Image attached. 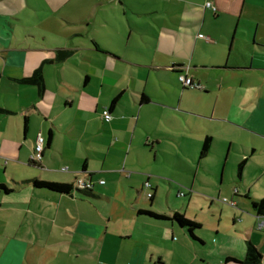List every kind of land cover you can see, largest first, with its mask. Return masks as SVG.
<instances>
[{"label": "crops", "instance_id": "crops-1", "mask_svg": "<svg viewBox=\"0 0 264 264\" xmlns=\"http://www.w3.org/2000/svg\"><path fill=\"white\" fill-rule=\"evenodd\" d=\"M74 1L0 0V184L9 189L0 188V217H47L53 208V218L65 216L80 238L75 243L91 244L87 255L96 264H251L249 242L264 264V226L258 228L264 215L252 208L258 199L252 188L264 181V0ZM39 67L42 95L23 82ZM179 74L200 87H184ZM39 134L41 157L31 165ZM218 134L226 137L227 157L235 136L248 146L236 163L238 182L255 161L251 187L242 195L232 190L250 213L237 219L232 211L221 229L203 227L205 219L196 216L193 238L172 218L139 212H179L170 204L155 210L156 198L175 196L193 158L192 141L203 164ZM206 136L211 143L201 156ZM33 178L81 179L92 187L59 193L34 187ZM120 193L144 207L121 214L118 235L107 234L100 208ZM190 204H183L185 217ZM0 236V264H23L24 240ZM99 240L103 251H95Z\"/></svg>", "mask_w": 264, "mask_h": 264}, {"label": "rangeland", "instance_id": "rangeland-1", "mask_svg": "<svg viewBox=\"0 0 264 264\" xmlns=\"http://www.w3.org/2000/svg\"><path fill=\"white\" fill-rule=\"evenodd\" d=\"M148 2H160L161 0H147ZM88 3L94 4L98 3L96 0H75L71 3L73 6H80L81 4ZM106 6H111L106 3ZM72 7V6H71ZM70 8V6H69ZM80 9V8H75ZM70 10H73L70 8ZM215 149L206 157L203 164L197 163L198 153L195 146V141H192V153L193 158L189 163V168L184 173V178L181 182L176 183L174 189L173 197L169 199L164 196L162 199L156 198V204L154 209H168L169 204L177 209L178 213H185L183 209V204L185 202L191 201L187 211V218L195 219L196 216L205 219L201 222L203 227L207 228L212 223L218 224L221 229L222 226H228L231 223L232 211H235L237 219L241 216H246V213H250V207H243L240 197L233 195L232 190H239V194L242 195L247 187H251L250 177L256 172V166L254 162H247L246 180L239 181L236 179V163L243 154V148L248 146L243 145L244 138L235 136L237 141L231 145L229 157H227L228 146L225 141L226 137L218 134ZM194 138V137H193ZM240 156V158H238ZM176 162H179L176 159ZM208 166V168H207ZM210 170V171H209ZM177 173V170L175 171ZM222 175V183H219V176ZM106 179V177L103 176ZM264 180V177L263 179ZM105 181L108 182L106 179ZM193 181L194 185L192 187L187 186L184 183H191ZM183 182V183H182ZM264 182V181H261ZM259 182L257 186H253L252 193L258 199L264 195V191L261 186L263 184ZM261 184V185H260ZM106 186V185H102ZM97 187V185H96ZM103 188V187H102ZM120 192V191H119ZM161 193V191H160ZM263 193V194H262ZM178 194V195H177ZM189 194V196H188ZM261 195V196H260ZM257 199V200H258ZM212 200V202L210 201ZM235 200L239 203L236 204ZM107 203V202H106ZM100 208L105 222L108 228L107 234L118 235L120 228H118L117 217H121V214L131 215L133 213V208H137L138 205L144 207V204L139 202L138 205H130L124 198L120 195L113 197L110 203H107ZM158 203V204H157ZM222 207V208H221ZM51 213H48L47 217H40L31 215L29 217H19L13 216L9 221L0 217V231L9 234L16 235L15 239H23L25 244H27L25 250L26 254L22 257L23 264H96L98 259L92 258L88 259L87 252L90 250V243L76 242L78 237H73V233L68 223L61 218H53V208H51ZM218 212L221 213L220 218L214 219ZM218 217V216H217ZM229 217L230 220H227ZM52 218V219H51ZM109 218V219H108ZM247 219V218H245ZM9 224V226L4 227L3 225ZM30 228V229H29ZM5 229V231H3ZM37 229V231L35 230ZM26 232V234H25ZM1 237V236H0ZM14 237V236H11ZM2 238V237H1ZM0 238V250L2 242L4 239ZM206 240H209L206 238ZM74 243V244H73ZM102 240L96 241L94 243L95 251H103L104 247L100 244ZM85 247V248H83ZM0 252V259L2 258ZM100 262H104L99 260ZM105 263V262H104ZM113 264H125L123 261L118 260Z\"/></svg>", "mask_w": 264, "mask_h": 264}, {"label": "trees", "instance_id": "trees-1", "mask_svg": "<svg viewBox=\"0 0 264 264\" xmlns=\"http://www.w3.org/2000/svg\"><path fill=\"white\" fill-rule=\"evenodd\" d=\"M68 54H69L68 52L65 53L64 57H66ZM23 82L37 85L38 90H39V95H42V93L44 91V82H43V76H42V71H41L40 67L37 68L30 77L25 78L23 80ZM118 97H119V95L113 99L112 104H114L117 101ZM210 143H211V137L206 136L202 142L201 156L206 154V152L208 151V149L210 147ZM244 162H245V159L241 160L238 164V168H237L238 169L237 170L238 176H240V174H241ZM29 163L31 165H38L37 161H33L31 159L29 160ZM30 182L36 188H44V189H48L51 191H55V192H59V193H67V194H71L72 192L79 191V190L80 191H89L90 188L92 187L91 183H89V185H90L89 187H87V186L77 187L76 186L77 179L75 180V182L73 184L64 183V182H57V181L39 180V179H35V178L31 179ZM0 188L5 189L7 191L9 190L2 184H0ZM150 196H152L151 193H150ZM252 208L254 209V211L257 215H264V196L259 198L258 200L252 201ZM139 212L147 213L150 216L155 217L157 219H170V218H172L175 221H177V223L179 225H181L182 227H185L188 230L189 234L193 238H196L194 233H193L194 230L200 227L199 222L192 220V219H189V218L185 217L183 214L178 213V212H174L171 217L166 216L164 214L155 213L153 211L139 210ZM260 260H261L260 252L251 242H249L248 246H247V251L245 254V261L247 263L257 264L260 262Z\"/></svg>", "mask_w": 264, "mask_h": 264}, {"label": "built area", "instance_id": "built-area-1", "mask_svg": "<svg viewBox=\"0 0 264 264\" xmlns=\"http://www.w3.org/2000/svg\"><path fill=\"white\" fill-rule=\"evenodd\" d=\"M207 6H210L209 3H206ZM214 9V7H212ZM179 81L184 87H190V88H195V87H200L199 84L194 83L189 77L185 76L184 74H179L178 76ZM102 117L105 121H109L111 119V114L109 113L108 109L105 108L102 111ZM43 149V137L39 134L36 138L35 145H34V151L31 156V160L33 161H38L41 157ZM99 183H104V180H100ZM76 186L83 187L87 186L89 187V182L86 183L82 181L81 179H77ZM236 191V190H235ZM148 197H150V193L147 194ZM264 226V222L260 220L258 222V228H262Z\"/></svg>", "mask_w": 264, "mask_h": 264}]
</instances>
